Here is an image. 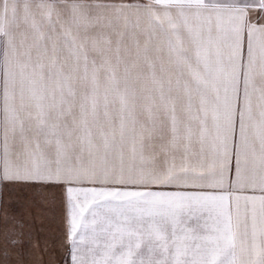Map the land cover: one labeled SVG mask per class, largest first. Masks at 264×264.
<instances>
[{
  "label": "snow or ice",
  "instance_id": "1",
  "mask_svg": "<svg viewBox=\"0 0 264 264\" xmlns=\"http://www.w3.org/2000/svg\"><path fill=\"white\" fill-rule=\"evenodd\" d=\"M251 6L112 9L105 27L129 14L145 32L167 25L158 73L149 42L133 52L123 32L114 47L89 36L106 18L80 4L0 0L2 179L67 185L72 264H264V196L245 194L264 192V27Z\"/></svg>",
  "mask_w": 264,
  "mask_h": 264
},
{
  "label": "crops",
  "instance_id": "2",
  "mask_svg": "<svg viewBox=\"0 0 264 264\" xmlns=\"http://www.w3.org/2000/svg\"><path fill=\"white\" fill-rule=\"evenodd\" d=\"M18 2L22 5L24 0ZM30 2L36 4L40 0H30ZM48 2L54 3L61 9H68L70 5L77 3L88 8L91 15H100L107 20L114 15L112 12L114 8L125 5L143 7L151 0H48ZM240 2L252 5L248 8L249 22L256 24L257 27H264V9L259 7V0H240ZM153 7L159 6L153 5ZM129 20L127 31L128 40H131L129 48L134 52L137 44L143 47L146 41L149 42L150 54L153 58L159 57L157 60L159 73L161 63L167 67L168 57L163 43L167 38V25L165 24L163 28L156 25L155 33H152L143 30L147 23L143 17L139 28L135 26V16L129 14ZM182 35L187 39L186 33L182 32ZM246 51L247 33L245 32V53ZM67 55V52L62 54L61 62ZM2 64L3 51L0 49V65ZM65 71H68L67 66ZM258 104V94H254V112L257 111ZM2 107V84H0V110ZM161 143L162 140H156V151H159ZM198 149L199 145H196V150ZM19 150L18 141L12 142L13 162L16 161L15 153ZM163 159L164 156L161 154L157 162L162 163ZM2 170L3 152L0 149V264H72L71 246L67 236V185L54 182L5 181L2 179ZM232 175L234 176V171ZM245 194L264 196V192L259 190H247Z\"/></svg>",
  "mask_w": 264,
  "mask_h": 264
},
{
  "label": "rangeland",
  "instance_id": "3",
  "mask_svg": "<svg viewBox=\"0 0 264 264\" xmlns=\"http://www.w3.org/2000/svg\"><path fill=\"white\" fill-rule=\"evenodd\" d=\"M106 24H107V20H105L103 24H97L95 27L89 29V32H88L89 36L99 38V36L102 34L103 36L113 41V47H114L115 41L117 39L116 32H123V44L129 50H131L129 48V45L131 44V40H128V33H127L128 27L127 28L124 27V20H120L119 22L113 21L112 27H105L104 25ZM113 29H115V31ZM89 57H90V61L91 59L95 58L97 64L101 62L100 56L96 52L91 50L90 45H89ZM100 78H101V83H103V73L100 74ZM116 108H118V105H116L115 107L110 105V111L113 112V115H115ZM139 119L144 120V116L139 115Z\"/></svg>",
  "mask_w": 264,
  "mask_h": 264
}]
</instances>
